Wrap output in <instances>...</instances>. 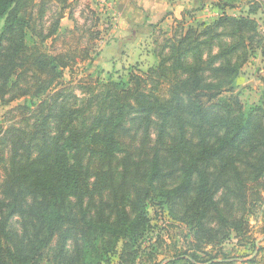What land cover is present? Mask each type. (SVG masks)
Returning <instances> with one entry per match:
<instances>
[{
    "label": "trees",
    "instance_id": "obj_1",
    "mask_svg": "<svg viewBox=\"0 0 264 264\" xmlns=\"http://www.w3.org/2000/svg\"><path fill=\"white\" fill-rule=\"evenodd\" d=\"M47 1L0 0V99L10 94L13 77L26 75L30 84L20 94L47 93L49 98L37 104L41 117L47 111L39 124L10 140V166L0 185V264L134 259L151 227L150 205L168 208L198 243L246 234L248 208L256 207L264 188V92L260 104L244 112L229 80L209 83L204 73L235 68L186 67L184 57L195 48L184 46L187 31L171 46L166 98L153 94L156 87H147V80L129 67L126 79L108 80L81 109L66 108L58 101L60 90L50 91L74 57L50 55L42 45L57 32L71 2L57 0L53 27L38 44L30 47L24 40L33 8ZM248 2L255 5L248 14L264 4ZM22 6L24 16L19 15ZM215 6L222 13L206 30L227 23L229 34L242 37L255 29L249 16L225 12L236 4L217 0ZM235 49L228 46L211 59L229 60ZM162 64L156 74L166 77ZM177 69L185 78L175 79ZM122 133L131 134L136 144L122 148ZM173 257L166 264H197L194 255Z\"/></svg>",
    "mask_w": 264,
    "mask_h": 264
},
{
    "label": "rangeland",
    "instance_id": "obj_2",
    "mask_svg": "<svg viewBox=\"0 0 264 264\" xmlns=\"http://www.w3.org/2000/svg\"><path fill=\"white\" fill-rule=\"evenodd\" d=\"M69 1L70 7L65 10L66 16L64 15L66 18L60 21L57 32L46 39L42 45L50 55L74 57L70 66L63 69L60 79L50 91L52 95L60 90L58 101L63 100L66 108L81 109L88 98L95 97L102 91L103 84L108 80L118 81L121 76L126 79L130 71L129 67H133L136 74L147 80V87L152 85L156 87L153 94L160 99L166 98L168 79L172 76L169 67L173 58H168L172 51L171 46L187 31L189 37L184 42V46L188 48L195 46V48H192L184 57V65L188 67L198 63L209 67L235 68L234 71H222L224 73L211 72L208 68L204 73L209 83L229 80L234 90L233 94L239 98L244 112L260 104V97L264 92V4L259 6L256 14H248L250 8L255 6L248 2L250 0H221L237 6L233 9L227 8V14L249 16L255 20L254 30L243 33L242 37H237L229 34L230 27L227 23L211 26L209 30H206L205 27H209L213 20L221 15L220 11L212 6L217 0H208L204 9H199L198 7L202 4L197 2L195 4L197 8L183 9L184 14L180 16L182 21L175 23L173 25L175 28H170L167 23L163 24L161 20H158L157 25L151 30L153 39L144 43L137 59L129 61L124 59L125 56L129 58L126 52L116 53L117 55H112L111 59H108V56L106 60L100 58L110 38L107 32L109 26L106 25V18L99 15L97 2L95 0ZM59 8L57 0L45 2L42 8L38 6L33 8V17L24 29V40L28 46L38 44L40 38L49 32ZM24 14H26V8L22 6L19 15L24 16ZM3 28L4 20H1L0 34ZM201 32L204 34L198 35ZM250 36H252L251 39H249ZM169 38H171L170 42ZM188 43H190L189 46ZM165 44L167 45L163 47ZM247 44H249L248 47H245ZM236 45L238 49L234 50L229 60L228 56L222 59H211V56L228 46ZM115 60L121 61L116 64ZM161 63L166 67L164 70L166 77H159L156 74ZM175 72V79L185 78L182 70L177 69ZM11 82H14V85L10 94L0 99V185L6 178L10 166L12 156L10 140H15L22 131L32 130L35 123L39 124L47 111H42L41 117L37 104L41 100L49 99L46 98L47 93L20 94L21 90L30 84L29 75L21 77V80L20 78L15 80L13 77ZM48 126H51L52 132L54 122L49 121ZM47 131L50 132V128H47ZM131 136V134L123 133L118 135L122 148L136 144V140L133 141ZM168 183L172 185L174 180H169ZM260 197L261 200L256 203L255 208H248L246 234L239 237L231 233L228 239L217 244L198 243L186 224L168 214V208L163 206L164 209L161 210L158 206L150 205L148 208L151 227L140 240L137 255L131 260L126 257L122 260L113 257L111 264H166L172 258H176L173 257L174 255H179L180 258H191V255H194L197 264H264V188L260 190ZM238 214L239 211H236V215ZM210 224L214 225V223ZM177 264H185V262L179 261Z\"/></svg>",
    "mask_w": 264,
    "mask_h": 264
},
{
    "label": "crops",
    "instance_id": "obj_3",
    "mask_svg": "<svg viewBox=\"0 0 264 264\" xmlns=\"http://www.w3.org/2000/svg\"><path fill=\"white\" fill-rule=\"evenodd\" d=\"M95 1L97 2L96 6L99 15L106 18V25L109 26L107 32L110 41L100 58L106 60L108 56V59H111L113 57L112 55L116 53L122 54L126 52L129 54V58L125 56L124 59L129 61L135 60V58L141 54L144 43H147L152 38L151 35L153 31L147 30L149 24L161 20L163 24L167 23L168 27L175 28L173 25L182 21V19L180 20V16L184 14L183 9L190 10L195 8L197 2L202 4L201 7L198 8L204 9L208 2V0ZM212 6L222 13L218 7L213 4ZM225 12L227 11L225 10ZM65 16L62 19L66 18ZM105 60L103 62H105ZM119 61L121 60H115V63L118 64Z\"/></svg>",
    "mask_w": 264,
    "mask_h": 264
}]
</instances>
